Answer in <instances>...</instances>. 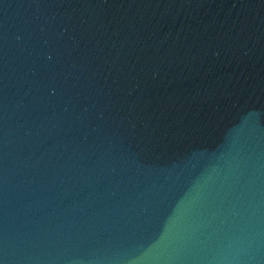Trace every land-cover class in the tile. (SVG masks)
Listing matches in <instances>:
<instances>
[{
	"label": "water",
	"instance_id": "water-1",
	"mask_svg": "<svg viewBox=\"0 0 264 264\" xmlns=\"http://www.w3.org/2000/svg\"><path fill=\"white\" fill-rule=\"evenodd\" d=\"M0 264H264V0H0Z\"/></svg>",
	"mask_w": 264,
	"mask_h": 264
}]
</instances>
